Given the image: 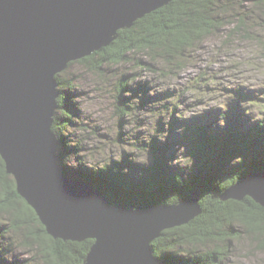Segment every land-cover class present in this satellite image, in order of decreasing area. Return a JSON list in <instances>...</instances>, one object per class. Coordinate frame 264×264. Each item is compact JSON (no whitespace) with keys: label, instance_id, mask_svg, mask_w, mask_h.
Segmentation results:
<instances>
[{"label":"water","instance_id":"1","mask_svg":"<svg viewBox=\"0 0 264 264\" xmlns=\"http://www.w3.org/2000/svg\"><path fill=\"white\" fill-rule=\"evenodd\" d=\"M171 1L0 0V155L48 234L93 241L82 264H164L154 241L202 213L199 190L172 205L112 204L62 172L54 141L58 73ZM247 197L264 207V171L229 187L222 201Z\"/></svg>","mask_w":264,"mask_h":264},{"label":"rangeland","instance_id":"2","mask_svg":"<svg viewBox=\"0 0 264 264\" xmlns=\"http://www.w3.org/2000/svg\"><path fill=\"white\" fill-rule=\"evenodd\" d=\"M242 2L245 8L239 9L243 23L240 15H234L235 11L231 10L225 17V25L192 45L183 58L169 62L164 58H153L151 51L135 50L115 64L103 59V51L99 50L93 59L70 62L58 73L56 77L59 76L62 82L57 80V88L59 93H67L64 108L69 112H66L67 118L72 116L70 124H63L62 133L70 145L87 147L74 151L65 165L76 172L84 166L115 168L122 163L121 170L129 177L148 176L156 158L163 156L169 176L187 175L193 164L183 121L193 116L195 122L204 118L202 124L217 132L230 130L235 122L237 129L243 131L264 124V15L253 3ZM139 60L150 62L151 67L143 66ZM177 62L185 68L176 65ZM123 77L128 79L125 90L120 84ZM194 87L197 90H193ZM182 89L187 99L177 100ZM170 92L174 95L172 102L185 101L180 106L184 120L172 132L169 128L172 116L169 112L161 113L159 104L154 101L158 95ZM195 96L201 101L187 104V101H194ZM59 107L56 115L62 114L63 108L60 104ZM123 107L127 110L125 114L121 112ZM156 124L166 126L162 136L153 131ZM194 134L197 136L199 132ZM189 136L195 139L192 134ZM167 143L169 148L165 152L154 147ZM58 163L64 173L59 155ZM0 220L10 222L3 214H0ZM7 231L8 242L0 244V251L4 252L10 244L14 251H6L5 263L39 264L44 261L40 248L45 246L40 241H31V246H25L23 232ZM239 232L240 236H227L228 239L216 236L207 241L184 244L176 250L180 255L193 257L226 247L220 255V264H264V250L259 248L256 235L248 234L243 228Z\"/></svg>","mask_w":264,"mask_h":264},{"label":"trees","instance_id":"3","mask_svg":"<svg viewBox=\"0 0 264 264\" xmlns=\"http://www.w3.org/2000/svg\"><path fill=\"white\" fill-rule=\"evenodd\" d=\"M247 1L253 3L264 15V0ZM243 4L242 0L239 2L236 0H173L168 5L138 19L131 28L119 30L118 37L109 46L101 49L103 59H106L108 63L119 64L126 59L127 53L135 50L151 51L153 58H164L169 62L183 58L192 45L225 25L227 22L225 17L231 10L235 11L234 15H240V21L243 23L242 12L239 9V7H244ZM97 53L95 52V55ZM93 58L94 54L82 60L88 61ZM139 63L143 66H150V62L144 60H139ZM176 65L185 68L180 62ZM57 80L62 82L59 76ZM199 80L200 78L195 80V83L198 84ZM127 83L128 79L123 77L120 83L123 90ZM123 90H120L121 93ZM193 90L197 88L194 87ZM180 93L177 100L185 99L187 94L183 89ZM67 98L66 92H60L58 101L63 110L61 115L55 116L53 133L64 174L68 177L86 181L103 191L112 204L122 202L128 207H138L144 204H177L194 190L201 192L202 213L200 216L188 225L164 231L162 236L154 241L155 255L164 264H212L213 262L220 264L222 262L220 255L226 247H218L214 251L193 257L180 255L176 249L184 244H195L198 241H207L217 237L226 239L231 235L240 236L241 228L250 235H256L259 248L264 250V207L249 197L242 202L222 201L229 187L250 173L264 171L263 123L247 131L237 129L236 122L232 124L230 130L211 131L210 126L205 127L202 124L204 118L195 122L193 116V119L183 121L180 106L185 101L172 102L174 95L171 92L163 96L158 95L154 99L159 104L157 107H160L161 113L169 112L173 118V122L169 123L170 131L172 132V129L177 127L181 121L186 124L185 135L188 140L186 145L193 164L189 174L177 173L169 176L163 156L156 158V163L152 166V172L150 168L151 173L148 176L137 174L129 177L121 170L122 163H118L115 168H109V165L95 168L84 166L83 169L74 172L65 165L66 160L73 155L74 151L87 149V147L77 144L70 145L67 137L62 133L61 128L70 124L72 119L71 115L67 118L68 110L64 108ZM200 99L195 96L194 101L186 103L195 104L201 101ZM233 110L237 111V108L234 107ZM121 112L125 114L127 110L123 107ZM196 123H198L197 126ZM191 124L194 126H189ZM156 125L153 131L156 130L157 135L162 136L166 126ZM195 132H199V135L196 136ZM191 134L195 139L189 138ZM156 146L163 152L169 148L168 143L155 144L154 147ZM0 214L10 221L7 223L0 220V244L7 240V229L16 234L23 232L26 239L23 240V245L31 246V241L38 240L45 246L40 248L44 261L39 264H82L93 242L92 240L65 241L50 236L36 211L19 195L16 181L7 172L1 155ZM34 236L36 240L32 239ZM12 248L13 245L10 244L5 247L4 252L0 251V264H14L9 261L5 263L6 251H14Z\"/></svg>","mask_w":264,"mask_h":264},{"label":"bare ground","instance_id":"4","mask_svg":"<svg viewBox=\"0 0 264 264\" xmlns=\"http://www.w3.org/2000/svg\"><path fill=\"white\" fill-rule=\"evenodd\" d=\"M232 21V20H231ZM87 58V57H86ZM57 147V146H56ZM57 149V148H56ZM18 191V190H17ZM19 193V192H18ZM20 196H22L20 193H19ZM23 197V196H22ZM24 198V197H23ZM25 199V198H24ZM26 200V199H25ZM29 204V203H28ZM31 206V205H30ZM32 207V206H31ZM33 208V207H32ZM34 209V208H33ZM164 263V262H163Z\"/></svg>","mask_w":264,"mask_h":264}]
</instances>
